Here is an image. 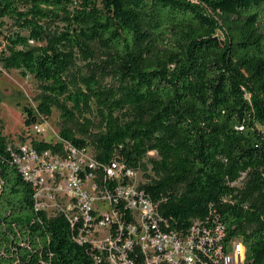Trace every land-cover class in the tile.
<instances>
[{
  "label": "trees",
  "instance_id": "trees-1",
  "mask_svg": "<svg viewBox=\"0 0 264 264\" xmlns=\"http://www.w3.org/2000/svg\"><path fill=\"white\" fill-rule=\"evenodd\" d=\"M201 1L0 0V63L59 111L36 148L142 170L168 231L218 224L264 264V0ZM34 195L0 135V264H108Z\"/></svg>",
  "mask_w": 264,
  "mask_h": 264
},
{
  "label": "built area",
  "instance_id": "built-area-1",
  "mask_svg": "<svg viewBox=\"0 0 264 264\" xmlns=\"http://www.w3.org/2000/svg\"><path fill=\"white\" fill-rule=\"evenodd\" d=\"M42 121L34 122L36 134L46 131ZM9 148L34 187L36 208L63 216L76 240L91 245L99 263L246 264L243 241H226L218 224L195 221L187 231H168L159 203L142 189L150 181L142 170L119 160L102 164L93 151L67 141L64 154L40 150L33 139Z\"/></svg>",
  "mask_w": 264,
  "mask_h": 264
},
{
  "label": "rangeland",
  "instance_id": "rangeland-1",
  "mask_svg": "<svg viewBox=\"0 0 264 264\" xmlns=\"http://www.w3.org/2000/svg\"><path fill=\"white\" fill-rule=\"evenodd\" d=\"M78 4L82 0H73ZM202 4L201 0H192ZM8 21V20H6ZM9 23H11L9 21ZM10 26V25H9ZM11 27V26H10ZM101 56V52H98ZM101 57L97 60L99 61ZM83 59L78 60L79 65H83ZM111 77L107 82H111ZM39 94L37 81L32 77H25L17 70L7 71L2 68L0 63V135L7 137L9 145H17L21 142L29 143L31 139L46 140L49 142H58L60 140L59 111L53 110L50 117H44L37 112L36 97ZM29 107L38 115L37 122H47L46 131L43 134H36L35 124H26L25 109ZM264 130V127H263ZM88 153L93 151L90 146L87 147ZM241 186V182H237Z\"/></svg>",
  "mask_w": 264,
  "mask_h": 264
}]
</instances>
